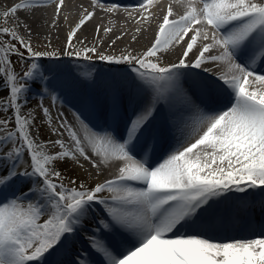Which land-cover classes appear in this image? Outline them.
<instances>
[{
    "label": "snow or ice",
    "instance_id": "1",
    "mask_svg": "<svg viewBox=\"0 0 264 264\" xmlns=\"http://www.w3.org/2000/svg\"><path fill=\"white\" fill-rule=\"evenodd\" d=\"M44 2L26 0L3 15L14 16ZM171 15L169 7L154 43L141 57L100 56L110 64L129 66L123 89L106 88V124L109 118L121 121L130 110L126 131L116 135L107 125L86 149L63 119L53 134L63 135L59 130L65 129L74 149L57 139L53 143L60 150L55 154H49L30 131L32 113H22L36 82L42 99L50 87L35 60L51 54L34 51L15 30L0 27V37L11 38L0 39V83L5 85L0 96H7L0 100V113L11 110L15 121V130H10L11 121L0 119V161L5 164L0 170V194L5 190L12 194L0 202V264H48L46 254L55 257L52 264H264V237L213 242L203 235L229 193L246 196L249 190H258L264 212V74H257L255 67L264 64V3L189 0L184 15L170 20ZM91 16L88 13L77 28ZM200 24L208 25L211 34L193 27ZM189 32L193 34L178 61L162 66L157 53L184 41ZM73 35L75 30L69 44ZM201 38L207 43L189 65V53ZM213 50L217 54L205 60V53ZM25 55L33 62L17 73L11 57L23 61ZM216 62L226 72L215 80L182 71ZM250 78L262 87L250 90ZM41 111L44 117L50 115L47 107L41 105ZM192 117L194 137L183 135L177 147L159 160L156 145L161 132L182 123L188 126L186 118ZM192 138L194 142L188 143ZM77 155L94 168L100 165L93 157L103 162L111 156L124 164L117 165L114 180L69 188L55 165L75 161ZM21 163L26 166L18 171ZM18 179L25 184L16 190ZM105 191L113 193L111 199L100 195ZM89 228L88 243L98 262L85 261L79 254L66 262L67 246Z\"/></svg>",
    "mask_w": 264,
    "mask_h": 264
},
{
    "label": "bare ground",
    "instance_id": "2",
    "mask_svg": "<svg viewBox=\"0 0 264 264\" xmlns=\"http://www.w3.org/2000/svg\"><path fill=\"white\" fill-rule=\"evenodd\" d=\"M9 1H13V3H10V5H8L9 9L15 4L26 2V0H15V2L14 0H9ZM100 1L103 2L104 4H109L112 3V1H114L115 4L118 3L122 6L131 7V13H132L131 16H133V13L135 15L138 14V18H140L141 20L138 23H134V24L132 23L133 25L131 26L128 27L126 26L125 29H120L119 26H115L110 22H106L108 19L107 20L105 19L104 21V17L102 18L100 16V13L98 12L95 19H92L91 16V18L85 21V23L82 26L77 28V25L79 24L80 20H82L88 13H82L83 11L81 12L78 10L71 12L72 14L69 13L68 16L62 13L59 14L57 13V15L56 14L50 15V12H48L46 8H43V6H39L27 10H20L14 16L10 15L7 17V18L10 17L11 22H13L14 23L13 25L18 29L19 36L24 38L26 42L31 43L32 41H34L33 38L36 37V35L40 36V37L38 36L40 38V44L43 42L45 43H43L44 45L41 47L38 45L40 48H43V50L39 52H48V50H50V52L53 51L54 53H56L55 57L48 61L51 67L49 69H52V67L55 66H59L61 68L60 70L61 74H63L62 77L58 76V74L56 76L54 74L52 75L48 73L45 74L46 78L49 79L51 83L47 93L43 96V99L41 98L42 89L36 88L34 86L32 87L31 92L28 95V97H33V99H35V103L40 111H41V105L43 107L49 108L50 115L48 117H44L42 111L41 112L35 111V112H39V114L41 113L42 118L38 116L36 118L35 117L36 113L34 114L33 111H29L35 117L34 119L36 120L35 123L38 120L41 123V126L38 127V130H36L39 136L35 137V139L41 144L44 140L47 142V144L44 143V145H45V150L49 154H55L57 152L56 147L58 146L53 143V141L57 139L63 140L65 143V147L67 149L70 150L74 149V144L71 141V139L69 138L68 140H66L69 134L65 129L59 130L60 132L63 133V135L53 134V131L59 128L60 117L59 114H58V118L53 114V109L50 104L52 102V97H53L52 93H54L55 91L56 92L61 91L62 93L67 92V94L69 95V93H72V91L75 92L77 89H82L83 91H87V89H92L93 91L95 90L96 96L100 97L102 95L101 98L105 99L106 88L108 87L113 88V83L111 81L112 70L114 68H117L118 70H120L119 68L128 70L129 66L123 63L110 64L107 61L101 60L100 56L104 55V56L114 57L120 55L121 57L122 56L124 57L131 55L133 57H141L147 51V49H149L154 43L155 38L159 32V27L163 23V18L165 15L168 14L167 11L169 9V8L167 9V7L165 6L167 4L162 5L161 1H156L151 5L143 4L142 0H111V1L100 0ZM174 1H184V0H174ZM253 2L264 3V0H253ZM142 4L144 5L143 7L141 6ZM200 7H202V5ZM3 8H5L3 7V4L0 5V10H2ZM69 8L70 5L65 6V10ZM6 11H8V9ZM102 13L105 15L104 12ZM118 14L119 13L117 12V15ZM180 15L181 14H177L176 11H172V15L169 17V19L178 20ZM94 21L102 24L101 29L100 28L98 30L96 29V23H94ZM92 28H93V32L94 30H96L95 33H97L98 35V40L95 43L96 47H94L95 49L94 52L90 51V49H93L92 47L93 45L90 44L91 42L89 41L90 31ZM74 30H75V35L72 36L71 43L69 44L68 37L70 34L73 33ZM208 32L209 34H211L212 30ZM126 34H128V36L125 37L124 35ZM192 34H193L192 32H189L188 36L185 37L184 41H180L178 43L174 42L168 48L162 49L160 52L157 53V56L160 58V62L162 66H166L169 63H175L178 61L181 53L185 50L186 44L189 41V38L191 37ZM199 41L201 42L198 43ZM197 43L193 51L189 53V56L187 58V63L189 65H191L192 62L196 59L198 51L200 50L202 45L207 42L201 38V40L200 39L197 40ZM47 46L50 47L48 48ZM81 50L85 52L82 55L80 52ZM53 52L50 54L54 55ZM62 53H65V55H63ZM68 53H71V55H69ZM115 53L116 55H114ZM215 54H217L216 50L209 53H205V60H207V58L210 55H215ZM46 57L48 56L41 58L43 62H46V60H44L46 59ZM149 59L152 62H157L156 57H152ZM83 66H85L84 72L81 70ZM42 68L46 71L48 69V65ZM200 68H202V66ZM194 69L198 70V68L189 67L187 69H182V71H188ZM199 70H201V72L204 74L203 75L204 77H207L211 80L216 79L211 74L213 72L208 70V68L199 69ZM78 73L79 76L77 77L76 75ZM127 73L128 72L119 71L117 82L115 84L116 88L118 87H120V89L124 88L122 86H124L125 84V77ZM69 79H71V82H77V86L72 88L71 82L68 83ZM251 81L252 78L250 79L249 89H251V87L254 85ZM1 85L2 84H0V86ZM53 89L55 90L54 92ZM75 96L78 98H75ZM68 97L72 98L73 102L64 100L63 101L64 105H70L73 108L81 106L82 100L85 98L81 94L80 95L72 94ZM97 103L100 104V101H97ZM61 113L65 114L66 116L72 115V113L69 111L68 108H62ZM83 114L86 115V113ZM3 118H7V117L2 116L0 114V119ZM194 119H195L194 117H192L191 119L188 118L187 120L188 126H185V124L182 123L183 126L188 127L189 133L187 135L194 136L193 134V128L195 127ZM74 130L76 131L77 135L81 138L84 146L87 149L89 146V142L85 138L87 136V133L89 134L90 132L81 129L80 125H78V128ZM92 137L94 138L95 136L92 134ZM40 139H42V141H40ZM167 139L169 140L170 144L175 142L174 146L176 147H177V142L182 140V138L178 135L176 138L170 135V137H167ZM191 142H194V138L188 141V143ZM195 151L197 150H194V152ZM150 152L148 151L149 155L151 154ZM89 154L91 155V153ZM109 157L103 162H101V158L93 157V159H95L96 162L100 165L98 168L92 167L89 161L85 162L86 166L78 167L76 165H73L74 168H72L69 164H61L60 166L61 171L68 174L71 180H75L77 182L76 184H71L66 186L69 188L78 187L80 183H84L86 186L91 187L92 184L94 185L96 183H103L106 180H114L119 175V170L117 165H123L124 161L117 162L115 161L114 158H109ZM77 158L80 157L77 155ZM160 160H162V158ZM69 162L75 164L74 161L72 160H70ZM4 167H5L4 162L0 161V170H2ZM23 169H24L23 166H19L17 170L22 171ZM100 195H102L105 198L111 199L113 193L109 191H105ZM6 197L7 196L5 194L4 198L6 199ZM244 200L242 198L237 199L238 205L241 206V204L246 203V200L245 201ZM261 200L262 198L258 193L254 201L255 205L253 204L254 208H250L251 205L246 203L243 210L240 211L238 210V211L242 215H246L248 209H253L254 216L259 215L260 217H263L264 212H261L260 210L261 204L259 203ZM262 219H264V217ZM83 232L86 235H90L91 230L89 228L87 231H83ZM262 237H264V234L259 235V237H250L249 239L262 238ZM226 242H230V241H226Z\"/></svg>",
    "mask_w": 264,
    "mask_h": 264
},
{
    "label": "rangeland",
    "instance_id": "3",
    "mask_svg": "<svg viewBox=\"0 0 264 264\" xmlns=\"http://www.w3.org/2000/svg\"><path fill=\"white\" fill-rule=\"evenodd\" d=\"M156 1H161L162 2L161 3L162 5L163 4L164 5L167 4V5H165L167 7V9L169 7H171L172 8V11H176L177 14H181L180 16L184 15L185 12L187 11V5H188V2H189V0H184V1L152 0V3L151 4H153ZM14 2H15V0H14ZM181 2H183V3H181ZM10 3H13V1L0 0V5L3 4V7H5L2 10H0V27H8L10 30H15V32L17 33V36L19 38H22L21 36H19L18 29L13 25L14 23L11 22L10 17L7 18V17H5L3 15V13L7 9L9 10V6L8 5H10ZM142 3L144 4V0H142ZM151 4H148V5H151ZM66 5H70V8L65 10V6ZM42 6H43V8H46V10L48 12H50V15H52V14H54V15L56 14L57 15V13L58 14L59 13H62V14H66L68 16L69 13L72 14L71 12L78 11L79 10L81 12L83 11L82 13H92V19H95L97 13L99 12L100 13V16L102 18L104 17V21H105V19L106 20L108 19L106 22H110V23L114 24L115 26H119L120 29H125L126 26L127 27L128 26H131L134 23H138L141 20L140 18H138V14L135 15L133 13V16H131V14H132L131 13V7L122 6V5L118 4V3L117 4H110V3L109 4H104L100 0H65V1H63V4L62 5L60 4V0H46V2H44ZM196 6L199 8L201 6V3L200 4L198 3ZM58 7H59V11H57V8ZM102 12H104L105 15ZM117 12L119 13L118 15H117ZM115 13H116V15H115ZM167 13H168V11H167ZM53 18H54V16H53ZM52 21H53V19H52ZM94 23H96V29H99V28L101 29V26H102L101 23H97L95 21H94ZM193 27L194 28H200L202 33L204 31H207L208 32V31L212 30L206 24L193 25ZM93 28H94V26H93ZM93 28L90 31L89 41L91 42L90 44H92L93 45L92 47L94 48V47H96L95 46L96 45L95 43L98 40V35H97V33H95L96 30H94V32H93ZM38 36L36 35V37L33 38L34 41L31 42V46H32V48H33L34 51H41V50H43V48H40V47L44 45L43 43H45V42H43V43L40 44V38H39L40 36L39 37ZM124 36L126 37V36H128V34H126ZM0 39L9 40L11 38L8 37V36H4V37H0ZM22 39L24 40V42H26V40L24 38H22ZM200 42L201 41H199L198 43H200ZM26 43H28V42H26ZM17 47L18 48L20 47L19 43H17ZM47 47L49 48L50 46H47ZM47 47H45V48H47ZM21 51H24V49L21 48ZM216 51L218 52V50H216ZM52 52H50V50H48L47 53L50 54ZM80 52H81V55L85 53L82 50ZM53 54L54 55L51 54L50 56L46 57V59H44V60H46V62H43L42 61L41 58H43V57L39 58L38 60H35V62L41 66V69L42 70H44L42 68L43 65H45L46 63H49L48 61L51 60V59H53L55 57L56 53L53 52ZM62 54L65 55V53H62ZM114 55H116V53ZM115 57H116V59H119L121 56L120 55L119 56H114V58ZM117 57H119V58H117ZM11 60H12V64H13L14 70L17 73L23 72L26 69V67L29 66L33 62L31 59H29L27 57V55H25V58H24L23 61H18L16 56H12L11 57ZM201 66H202V69L208 68V70L212 71L213 73H217V74H222V73H225L226 72V68L223 66V64L221 62H216L215 64H212V63H204ZM49 68H51V67L48 66V69L46 71L44 70L45 71V74L46 73H49L50 74V73H53L55 71V69L53 67H52V69H49ZM81 70L84 72L85 71V66H83V68ZM76 76L78 77L79 76V73ZM62 81H64V80H62ZM0 84H2L0 86V89H3L5 87V85L3 83H0ZM72 86L73 87H76L77 86V82H73V85ZM34 87L41 88L40 87V83L39 82H36V84H35ZM258 87H262V86L259 85L258 83H255L251 87L250 90H252L254 88H258ZM59 93H60V91H58V92L55 91L54 93H52L53 95L56 96V99L55 100H53V97H52V102L50 103L51 104V107L53 109V114L57 118H58V114H59L60 120L66 119L67 123L68 124H71L72 127H74V129L78 128L77 119L74 118L73 114L70 115V116H66L65 114L61 113L62 108H65L66 105H64V102L61 99H59V95H60ZM32 94H33V92H32ZM0 100L6 101L7 100V96H0ZM22 102L23 101L21 100V103ZM29 111H33L34 114L36 113L37 114V115L35 114V117L36 118H37V116L40 117V118H42L41 113L39 114V112H35V111H40V110H39L38 106L36 105L35 99H33V97H28V103H27V105L22 108V113L25 114V115H27ZM0 114L2 116H6L11 121V123L9 124V129L10 130H15V128H14V124H15V121H14V113L11 110H9L7 112H3V113H0ZM35 121L36 120L33 121L32 127H31L30 131L34 134V137H38L39 134L37 133L36 130H38V127L41 126V123H40L39 120H38L39 122L37 121L38 123L37 122L35 123ZM35 124H38V125H35ZM43 135H45V134H43ZM43 135H42V137H43ZM68 139H69V136H68V138H66V140H68ZM85 139H87L88 142H89V140L94 139L92 137V133H89V134L87 133V136H86ZM40 141H42V139H40ZM44 143L47 144V142L45 140L42 142V144H44ZM56 148H57V151H59V147H56ZM89 153H91V152H89ZM109 158H113V157L110 156ZM24 159L26 160L27 159V156H25ZM85 162H86V160H84L82 157H80V158H77V160L74 161L75 164H73L71 162H68L67 164H69L72 168H74L73 165H76L78 167L86 166L85 165L86 164ZM61 164H63V163H58V164L55 165V167H56V169L58 171L61 172V176H62V179H63V182L65 183V185H71V183H69V181H71L69 175L66 174L65 172L61 171V167H60ZM20 166L25 167L26 165L24 163H21ZM119 166H123V165H119ZM109 174H112V173H109ZM23 184H25V181L18 179L15 182V184H14V189L19 190V189L23 188ZM17 194H19V193L17 192ZM8 196L9 197H12L11 191H9V190H8Z\"/></svg>",
    "mask_w": 264,
    "mask_h": 264
}]
</instances>
